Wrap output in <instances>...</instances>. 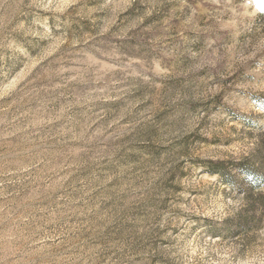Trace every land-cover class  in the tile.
Instances as JSON below:
<instances>
[{"label": "rangeland", "instance_id": "1", "mask_svg": "<svg viewBox=\"0 0 264 264\" xmlns=\"http://www.w3.org/2000/svg\"><path fill=\"white\" fill-rule=\"evenodd\" d=\"M263 165L264 0H0V264H264Z\"/></svg>", "mask_w": 264, "mask_h": 264}, {"label": "trees", "instance_id": "2", "mask_svg": "<svg viewBox=\"0 0 264 264\" xmlns=\"http://www.w3.org/2000/svg\"><path fill=\"white\" fill-rule=\"evenodd\" d=\"M209 169H210V171H215L220 176L223 175V172H222L223 168H221L220 166L211 167ZM260 169L264 170V165L261 166ZM244 171H245V173H247L249 175L250 179L252 180L251 183H253V185L255 187H262L264 185V182H261V181L258 182V179L264 180V176H257L256 170H253L252 168H249L248 166H244Z\"/></svg>", "mask_w": 264, "mask_h": 264}]
</instances>
